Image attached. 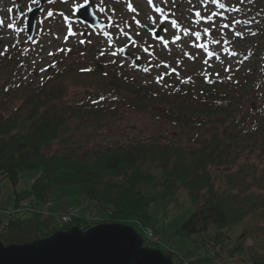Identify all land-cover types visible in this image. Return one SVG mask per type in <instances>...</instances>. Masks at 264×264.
I'll return each instance as SVG.
<instances>
[{"label": "trees", "instance_id": "obj_1", "mask_svg": "<svg viewBox=\"0 0 264 264\" xmlns=\"http://www.w3.org/2000/svg\"><path fill=\"white\" fill-rule=\"evenodd\" d=\"M237 2L242 8L234 10L256 25L254 46L244 55L263 60V74L257 76L248 68L232 84L208 81V88H198L194 81L179 83L169 76L165 85H138L118 68L117 75L98 73L108 88L90 85L95 91L87 96L70 94L69 85L63 84L67 66L62 61L51 67L43 82L30 86L19 80L18 59L8 47L10 64L2 63L4 57L0 56V183L7 179L13 187L15 208L25 202L32 214L14 218L0 210V242L21 244L73 225L84 230L102 222L139 229L141 224L151 225L152 204L172 200L182 187L193 211L176 235L192 238L198 253L203 252L189 264H217L223 255L226 260L221 264H234L236 254L240 264H264V237L257 252H247L244 240L248 233L244 230L232 249L225 251L222 246L230 240L224 230L254 213L264 217V102L255 105L256 97H264V0ZM94 71H98L96 65L82 68L78 74ZM157 86L167 91L162 93ZM122 107L199 133L186 145L135 139L84 149L74 141L85 118L102 119ZM75 122L80 125L73 127ZM243 154L258 158L257 164L239 163ZM226 167L231 169L222 170ZM35 170L38 174L29 188L17 190L19 174ZM217 181L223 184L216 187ZM68 186L78 187L88 200V212L101 217L98 221H87L72 212L71 219L56 228L50 217L37 211L53 188ZM259 232L264 234V226ZM143 244L150 246L146 241ZM163 253L173 264H184L174 251Z\"/></svg>", "mask_w": 264, "mask_h": 264}, {"label": "rangeland", "instance_id": "obj_2", "mask_svg": "<svg viewBox=\"0 0 264 264\" xmlns=\"http://www.w3.org/2000/svg\"><path fill=\"white\" fill-rule=\"evenodd\" d=\"M84 3L90 4L102 27H91L73 18L75 8ZM37 4V0H0L2 63L10 64L8 47H11L12 53L16 54L15 60L18 59L15 69L20 73L19 80L30 86L43 82L51 67H57L55 64L59 61L67 66L63 69L67 78L64 87L69 85L67 92H81L84 96L95 91L94 88L105 87L102 74H98L103 71L117 75L119 70L138 85L144 82L165 85L171 76L172 79H179V83H186L185 79L194 81L198 88H208V81L232 84L233 79L242 77L241 73H246L248 68L253 69L257 76L263 74V60L244 55L245 50L254 46L256 25L255 21L246 20L243 13L234 10L235 7L242 8L237 0H151V4L148 0H44L43 9L35 16L34 34L28 40L24 26L27 11ZM128 4L135 11H130ZM196 12L200 13L199 17ZM209 16L211 20L207 19ZM225 24L229 27L225 28ZM93 65L98 71L78 74L82 68ZM108 87L106 85L105 88ZM160 88L162 93L167 91L164 86ZM262 102L263 96L256 97L255 105L259 106ZM113 111L102 119L85 118V123H79L80 126L75 122L73 127L79 126L80 130L74 134V141L84 149L135 139L186 145L199 133L126 107ZM248 162L257 164L258 158L246 154L239 158V163ZM230 169L226 167L222 170ZM211 171L220 175L216 169ZM37 174L36 170L20 173L16 189L29 188ZM217 182L216 187L223 184ZM0 185L2 215L26 218L32 214L25 202L15 208L13 187L7 179L3 178ZM37 209L43 217H50L56 228L70 220L72 212L90 222L101 218L90 213L92 211L88 212V200L77 186L53 188L44 204ZM192 211L193 205L186 190L178 187L172 200L150 206V224L153 227L141 224L140 232L151 248L162 252L174 251L181 256L184 264H189V261L199 259L203 252L198 253L193 239L176 235V230ZM147 226H150L151 234L141 231ZM263 226L264 217L260 214L247 216L224 230L223 234L228 235L230 240L222 246L225 251L232 249L235 239L244 230L248 233L244 240L247 252L260 251L264 234L259 231ZM153 229L157 230V234ZM233 257L232 263L240 264V257L237 254ZM225 260L223 255L216 263L221 264Z\"/></svg>", "mask_w": 264, "mask_h": 264}, {"label": "water", "instance_id": "obj_3", "mask_svg": "<svg viewBox=\"0 0 264 264\" xmlns=\"http://www.w3.org/2000/svg\"><path fill=\"white\" fill-rule=\"evenodd\" d=\"M27 11L25 31L34 34L35 16L44 0ZM74 19L91 27H102L89 3L78 6ZM159 38L158 32H156ZM136 63V62H135ZM0 264H173L161 250L143 245L137 231L122 223H98L85 230L73 225L26 243L0 242Z\"/></svg>", "mask_w": 264, "mask_h": 264}, {"label": "snow or ice", "instance_id": "obj_4", "mask_svg": "<svg viewBox=\"0 0 264 264\" xmlns=\"http://www.w3.org/2000/svg\"><path fill=\"white\" fill-rule=\"evenodd\" d=\"M148 2H149V4H151V0H148ZM213 2H217V0H213ZM219 6L222 7V8L224 7L223 4H220ZM128 9H129L130 11H135V9L132 8V5H131V4H128ZM158 10H159V9H158ZM48 15L51 16L52 13L49 12ZM196 15L199 17V16H200V13H199V12H196ZM207 19H208V20H211L212 17L209 16V17H207ZM137 23H139V22L137 21ZM173 26H175V22H173ZM9 27H11V25H9ZM224 27L227 28V27H229V25L225 24ZM205 31L207 32V29H206ZM197 35H199V34L197 33ZM236 35L239 36V35H241V33H236ZM81 43H83V41H81ZM102 54H103V53H102ZM185 82H186V81H185Z\"/></svg>", "mask_w": 264, "mask_h": 264}, {"label": "built area", "instance_id": "obj_5", "mask_svg": "<svg viewBox=\"0 0 264 264\" xmlns=\"http://www.w3.org/2000/svg\"><path fill=\"white\" fill-rule=\"evenodd\" d=\"M65 220V219H64ZM69 221V220H68ZM67 222V221H66ZM145 230V232L147 233V231H148V233H150L151 234V229H149V227H145V228H143V230L142 231H144Z\"/></svg>", "mask_w": 264, "mask_h": 264}]
</instances>
